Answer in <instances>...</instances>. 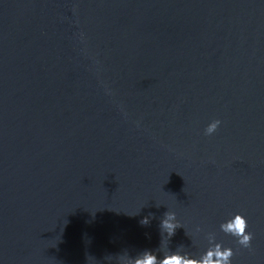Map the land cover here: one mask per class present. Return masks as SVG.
<instances>
[{"label":"water","instance_id":"1","mask_svg":"<svg viewBox=\"0 0 264 264\" xmlns=\"http://www.w3.org/2000/svg\"><path fill=\"white\" fill-rule=\"evenodd\" d=\"M237 210L250 248L219 228ZM210 234L264 264V0H0V264Z\"/></svg>","mask_w":264,"mask_h":264},{"label":"clouds","instance_id":"2","mask_svg":"<svg viewBox=\"0 0 264 264\" xmlns=\"http://www.w3.org/2000/svg\"><path fill=\"white\" fill-rule=\"evenodd\" d=\"M221 125L219 117L211 119L204 127V134H212ZM142 223H147V217H143ZM162 228L169 236L175 233L177 227L181 226L175 211H166L161 219ZM222 232L236 238V243L244 248H250L253 239V232L249 229L248 217L243 211H234L219 224ZM196 231H201L197 226ZM166 251L162 257L155 252L145 249L142 253L132 258L125 264H233L232 257L234 249L231 245L216 239L215 234H210L207 246L198 255L179 250Z\"/></svg>","mask_w":264,"mask_h":264}]
</instances>
